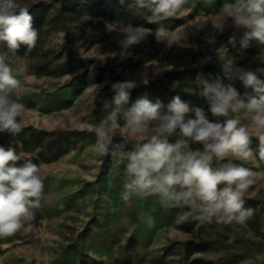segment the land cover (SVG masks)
<instances>
[{"label":"rangeland","instance_id":"rangeland-1","mask_svg":"<svg viewBox=\"0 0 264 264\" xmlns=\"http://www.w3.org/2000/svg\"><path fill=\"white\" fill-rule=\"evenodd\" d=\"M35 1L39 0H18L22 7ZM226 2L234 0H212L209 5L206 0H186L179 18H169L162 25L176 43L169 47L167 41H157V28L144 27L151 31L123 59L119 28L105 17L67 11L66 29L60 22L50 24L41 33L34 54L9 53L6 63L20 81L11 98L24 105L20 119L25 126L16 136L0 133V145L14 147L20 157L31 156L41 149L30 140L34 129L81 135L71 137L67 153L40 157L39 175L44 183L40 207L33 209V218L15 234L0 237V264H202L193 263L197 258L208 264H264V160L259 158L257 129L250 128L251 159L229 156L214 161L213 166L231 161L256 173V183L244 196L253 200V215L244 224L229 225L215 220L201 224L186 207L162 206L157 195L124 201V164L111 150L121 144L131 150L135 138L117 134L110 153L101 155L95 149L94 132L87 130L107 115L103 104L112 101L113 84L125 81L137 85L128 90L125 109L147 98L153 103L161 101V111L166 112L173 97L179 96L190 108H202L210 121L222 122L224 117L213 116L200 94L202 81L216 80V72L204 68L221 62L219 55L233 61L232 70H220L224 75L237 73V68L254 71L264 67L259 62L264 45L258 41L252 52V44L233 51L235 47L227 43L234 34L239 38L243 30L236 29L227 17ZM54 12L51 9L48 17ZM111 52L116 53L114 58L107 55ZM46 60L49 64L44 71L34 68ZM153 60L171 67L156 75L155 66L145 68ZM178 71L195 72L185 73L176 82L162 80ZM145 72L147 85L142 83ZM94 85L100 86L95 97ZM186 118H195L194 112ZM177 138L172 135L169 141ZM191 147L195 150L202 145ZM142 212L154 218L151 227L141 219Z\"/></svg>","mask_w":264,"mask_h":264},{"label":"clouds","instance_id":"clouds-1","mask_svg":"<svg viewBox=\"0 0 264 264\" xmlns=\"http://www.w3.org/2000/svg\"><path fill=\"white\" fill-rule=\"evenodd\" d=\"M186 0H134L138 9H144L149 23H160L169 18H179L178 12ZM123 4L124 0H120ZM211 4L212 0H206ZM227 17L234 21L236 29L242 34L232 35L227 41L232 47L237 43L247 48L250 41L256 40L264 45V0H234L225 3ZM200 27V26H199ZM214 27H216L214 25ZM111 30V26H109ZM140 26H122L119 45L121 58L131 55L129 49L141 43L150 32ZM157 41H167L170 47L177 41L163 26L155 31ZM38 40V31L33 27V17L28 8L22 7L18 0H0V43H6L10 50H17L21 44L30 51ZM213 43L214 39L209 40ZM107 55L115 57L116 53ZM225 70H232L233 61L219 55ZM264 64V54L259 57ZM154 67L158 75L171 66H161L158 61L145 65ZM239 79L252 87L259 95L247 100L240 97L232 86L219 82L202 81L200 93L206 98L213 116L224 117L221 121H210L200 107L190 108L179 96L173 97L162 112L161 101L155 103L147 98H139L125 109L130 93L136 87L135 81L113 84L115 92L111 102L104 101L107 115L87 130L96 136L95 149L101 155L110 153L113 137L135 138L131 150L123 144L111 150L124 164L126 182L121 197L124 201L133 196L147 198L159 197L162 206L186 207L189 214L201 224L211 223L229 225L233 222L244 224L252 215V209L244 208L245 193L256 181L251 169L228 161L229 156L240 160L253 157L250 147V128L257 129L259 158L264 160V67L253 70L237 68ZM147 73L142 74V83L147 85ZM20 81L13 69L6 63V56L0 54V133L18 135L25 126L20 119L25 110L23 103L12 99ZM94 97L100 86L94 85ZM194 112L195 118H186ZM123 119V124L119 121ZM176 135L174 142L169 137ZM193 143L202 148L193 150ZM20 155L14 147L0 145V237L11 236L23 227L24 222L33 218V209L40 207V197L44 183L39 175V166L26 160L18 166ZM222 185V187H221ZM141 219L151 227L154 218L142 212Z\"/></svg>","mask_w":264,"mask_h":264},{"label":"trees","instance_id":"trees-1","mask_svg":"<svg viewBox=\"0 0 264 264\" xmlns=\"http://www.w3.org/2000/svg\"><path fill=\"white\" fill-rule=\"evenodd\" d=\"M26 8H28L31 16L33 17V27L38 31V40L40 39L41 33L43 34L47 30L48 26L54 22H60L63 24V27H65V19L69 17L67 16L68 13H65L66 11L71 14L75 12H82L93 17H105L110 25L117 28L127 25L158 28L161 27L165 22V20H163L160 23H149L147 15H150V13H147L144 9H138L135 7L134 0H124L123 4L120 3V0H39L26 6ZM51 9L55 10V12L52 16L49 15L48 17L47 14ZM169 20L171 19H166V21ZM249 44H252L253 46L249 52L255 51L257 49L255 45L256 40L250 41ZM36 46L37 43L35 47L29 51L26 45L21 44L17 50H10L6 43H0V54H4L6 56V62H8L9 53L29 51V54L32 55L36 50ZM240 48V46H237L232 50L235 51ZM60 56L61 55L56 56L55 59L59 58ZM41 57L45 58V52L41 54ZM48 64L49 60H46V62L40 63L34 68L42 72L48 68L45 67ZM221 69H225L224 62L222 61L218 64L207 65L204 68L205 72L210 70H214L216 72V75L213 76V78L216 80L213 81V83L222 82L224 86L234 87L239 93L240 97L245 100H247L249 97H257L259 95L252 87H246L243 84V82L239 79L238 73L224 75L220 72ZM194 72L195 71H178L176 73L167 75L162 80L176 82L179 81L185 73L193 75ZM258 76L260 79L264 80V75H260L258 73ZM191 78L194 79V76H191ZM79 135H81V133L76 131L58 130L48 132L41 129H34L30 140L37 146L38 149L41 148L39 154L22 156L21 160L18 162V166H20V164L24 163L26 160H31L33 163L39 166L40 157L44 154L61 155L67 153L69 150L71 137ZM244 208L252 209L253 215V211L255 209L253 200L244 199ZM193 261V263L200 262L202 264H208L204 263L203 260L198 258L194 259Z\"/></svg>","mask_w":264,"mask_h":264},{"label":"bare ground","instance_id":"bare-ground-1","mask_svg":"<svg viewBox=\"0 0 264 264\" xmlns=\"http://www.w3.org/2000/svg\"><path fill=\"white\" fill-rule=\"evenodd\" d=\"M202 2V1H201ZM209 5V4H208ZM214 10V9H213ZM212 11V10H211Z\"/></svg>","mask_w":264,"mask_h":264}]
</instances>
